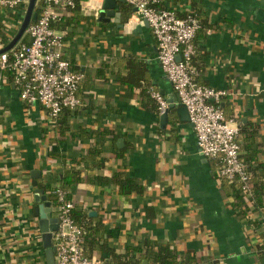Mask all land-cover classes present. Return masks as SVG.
Instances as JSON below:
<instances>
[{
  "label": "crops",
  "instance_id": "crops-1",
  "mask_svg": "<svg viewBox=\"0 0 264 264\" xmlns=\"http://www.w3.org/2000/svg\"><path fill=\"white\" fill-rule=\"evenodd\" d=\"M168 3L179 16L192 13L198 19L192 58L197 81L225 91L219 105L227 119L259 125L257 145L264 161V0ZM116 4L108 22L79 9L63 18L66 30H58L64 57L83 74L81 104L61 115L64 134L55 133L42 105L20 98L5 73L0 91V264H47L34 192L42 189L52 201L48 194L73 160H82L77 167L88 176L110 177L124 167L142 187L125 196L116 185L95 180L67 190L73 211L102 221L107 247L122 250L149 239L171 243L198 264H264V250L258 248L263 229L237 218L215 176V161L196 145L191 123L181 122L174 107L162 124L156 102L152 108L139 101L132 78L147 94L155 91L168 101L177 96L145 19L132 18L133 8L126 17V3ZM13 23L14 17L0 29L1 44L12 39ZM102 139L104 167L96 168L98 161L87 154ZM121 150L118 159L115 152ZM52 209L57 216L54 204ZM93 257L104 264L108 259L106 253L102 259Z\"/></svg>",
  "mask_w": 264,
  "mask_h": 264
},
{
  "label": "built area",
  "instance_id": "built-area-1",
  "mask_svg": "<svg viewBox=\"0 0 264 264\" xmlns=\"http://www.w3.org/2000/svg\"><path fill=\"white\" fill-rule=\"evenodd\" d=\"M28 1L0 0L1 12H18L12 25L16 26V31ZM124 1L135 9L132 18L147 21L157 44V59L178 102L188 112L200 153L218 161L219 176L238 184L244 199H250L253 184L239 156V125L235 120L227 119L217 105L225 91L199 84L198 71L192 65L194 38L199 29L198 19L192 13L179 16L173 8H161V0ZM102 3L103 0L78 2L83 14L94 17L99 16ZM76 4V0H35L37 16L25 32L28 41L20 40L10 51L0 54V91L5 73L10 72L20 98L29 104L42 105L51 121L57 119L63 109H74L81 104L78 89L83 74L75 70L64 57V37L54 28V24L65 16H75ZM178 55L179 60L176 58ZM150 95L156 102L158 113L162 114L169 105L168 100L155 91H150ZM1 107L0 102V111ZM50 196L54 200L52 204L56 206L59 219L58 230L52 237L55 264H104L96 257L84 254V235L72 217L74 203L67 197V191L56 185L51 189ZM38 235L41 236L40 233ZM35 252L37 255L38 250Z\"/></svg>",
  "mask_w": 264,
  "mask_h": 264
},
{
  "label": "trees",
  "instance_id": "trees-1",
  "mask_svg": "<svg viewBox=\"0 0 264 264\" xmlns=\"http://www.w3.org/2000/svg\"><path fill=\"white\" fill-rule=\"evenodd\" d=\"M76 12L80 9L79 0H76ZM169 0H161L160 7L165 8L168 4L169 8H172ZM123 12L127 13V16L131 14V7L126 3V7L122 9ZM14 13H3L0 11V29L6 26L8 20H12L15 17ZM181 16V15H180ZM69 18V17H68ZM68 22L61 19L56 24L54 28L57 30L65 31ZM200 28V27H199ZM16 31V30H15ZM13 31L11 37L15 34ZM28 41L27 33L24 34L21 42ZM0 49L4 48L5 44H1ZM7 74L11 78L10 72ZM12 81V78H11ZM135 85V93L145 106V103H149L152 108H154L155 102L150 94L145 91V86L135 80L131 81ZM219 107V103L217 104ZM221 108V107H220ZM222 109V108H221ZM66 110L63 109L62 112ZM62 112L59 117L54 120L55 133L64 134L66 125L63 124L61 119ZM173 121V120H172ZM175 122V119H174ZM259 135V125L255 122H247L242 124L239 122V133L238 142L240 147V158L246 166L248 173L253 184L252 196L250 199L245 200L241 188L238 184L233 182H228L218 174V168L220 163L215 161L216 169L215 176L220 180L222 189L224 190V195L229 201L235 215L240 221L246 220L254 226L255 228L263 229V239L259 249L264 250V161L259 157V148L257 145V137ZM104 140L96 141L93 146L89 148L87 158L90 160L98 161L95 163L96 168L104 167V162L100 158L102 153ZM124 155V151L115 152V157L121 159ZM100 161V162H99ZM82 160H76L70 163L67 169H63L60 177V185L64 190H70L74 185L81 183L82 181L93 182L97 180L98 182H110L116 185L120 194L128 195L132 192L140 193L142 187L125 172L124 167H119L110 177L108 176H88L79 169L78 164ZM44 189L49 190V188L43 185ZM70 193L67 191V197H70ZM49 198L54 201L48 194ZM251 201V203H249ZM72 217L75 219L77 224L81 227L84 235V254L88 257L97 256L102 257L103 253L108 255V259L105 264H198V260L190 253L180 254L176 248L169 242H156L149 239H143L141 243H136L132 246H126L122 250H115L114 248L107 247L105 245L104 235H108L104 229V224L98 218H92L86 213L81 211H72Z\"/></svg>",
  "mask_w": 264,
  "mask_h": 264
},
{
  "label": "water",
  "instance_id": "water-1",
  "mask_svg": "<svg viewBox=\"0 0 264 264\" xmlns=\"http://www.w3.org/2000/svg\"><path fill=\"white\" fill-rule=\"evenodd\" d=\"M125 2L124 0H103L101 9L99 10L98 21L108 22L115 14V9L117 8V2ZM35 0H29L28 5L25 11V14L22 18V21L12 37L9 43L2 49H0V54L10 51L24 36L29 24L33 21L37 13L34 10ZM135 11V9H133ZM145 25L148 26L146 20H144ZM177 60L180 59L178 55ZM175 101V100H174ZM168 101L169 105L167 109L160 115V123L166 124L168 121L170 109L176 107V112L181 122H190L188 112L186 108L176 101ZM193 126V124L191 123ZM34 202L36 205L33 206L34 215L38 218L37 220V229L41 235L42 246L45 252V258L47 264H55V248L52 244L53 234L58 230L59 219L57 216L53 215L52 201L47 199L46 194L42 189H36L34 192ZM91 214V213H90Z\"/></svg>",
  "mask_w": 264,
  "mask_h": 264
}]
</instances>
